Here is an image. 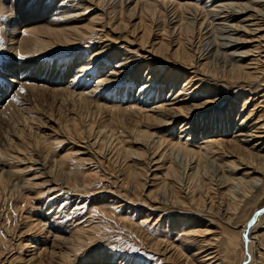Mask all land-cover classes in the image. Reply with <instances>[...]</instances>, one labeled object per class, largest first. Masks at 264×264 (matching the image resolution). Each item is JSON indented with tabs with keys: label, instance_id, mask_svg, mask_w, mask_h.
I'll return each instance as SVG.
<instances>
[{
	"label": "rangeland",
	"instance_id": "obj_1",
	"mask_svg": "<svg viewBox=\"0 0 264 264\" xmlns=\"http://www.w3.org/2000/svg\"><path fill=\"white\" fill-rule=\"evenodd\" d=\"M109 1L99 7L115 6L118 15L108 14L105 29L37 53L38 45L22 48L21 39L39 37L24 28L34 31L46 20L13 33V19L38 16L43 6L51 20L71 6L87 5L95 15L96 0H0V264H264V181L252 187L223 177L246 169L227 164L238 155L229 143L236 130L248 131L247 123L264 131L252 127L264 123V31L233 59L222 50L208 58L217 52L207 47L216 21L185 5L196 0ZM90 13L72 25L86 27ZM147 26L157 57L150 47L105 40L141 39ZM164 42L170 48L160 50ZM107 44L112 50L96 58ZM126 53L140 64L112 74ZM239 62L251 74L237 75ZM148 80L154 87L140 91ZM218 137L227 141L223 148L211 141ZM211 249L216 259L207 258Z\"/></svg>",
	"mask_w": 264,
	"mask_h": 264
},
{
	"label": "bare ground",
	"instance_id": "obj_2",
	"mask_svg": "<svg viewBox=\"0 0 264 264\" xmlns=\"http://www.w3.org/2000/svg\"><path fill=\"white\" fill-rule=\"evenodd\" d=\"M127 1L132 2V0H122V4L125 5V3ZM139 1H142V0H137V2H139ZM147 1H150V0H147ZM102 2L104 3V5L112 4L109 0H96V6H95V11H94L95 15H94V13L93 14L90 13V11H89L90 7L87 6V5H86V7L84 6L85 8L82 9V10L74 9L75 6H71L67 10L62 8L61 10H59V11L57 10V11L59 12V14H62V15L64 14V15L63 16L61 15V17H57L54 20H51L49 18L47 19V18H45V16L42 15V12H44L43 9L44 8L47 9V6H43L39 10L37 9L38 12H36V13H37L38 16L30 14V15H24V16H22L20 18L13 19V21H11V23H10V25L12 26L11 31L13 33H16L22 27H25L28 24L33 23L34 21L46 20V22L44 21L45 23H44L43 26L39 27L38 29H35L34 31L31 30L32 28L31 29H29L27 27L24 28L25 33H27V34L32 33L33 34L35 32L36 34H38L39 37H37V38L24 37V38L21 39V42H22L21 46H22V48L23 47H28L30 45L29 42H34L36 45H38V48H40V51L39 50H37V51L34 50V52H37V53H44V52L45 53H49L50 51H53L54 49H56L58 47H64V46H67V45L76 44V43H78V41L80 39L86 38L88 34L94 33L95 30H101L100 28L97 29V26H101L102 30L105 29V26H107L106 23H105V18H109L108 14H112L113 16H116V15H118V12H116L117 9H116L115 6H113V10L112 11H108V9H106L107 7L106 8L105 7H99V4L102 3ZM197 2L198 3L202 2V0H196V2H194V1L193 2H188L185 5L188 8H192V9L194 8V10H196V11H198L201 8H203L204 12H206L205 16L208 15V17H212V20L214 19L216 21L215 26L213 25L211 27L212 33L215 32V34L213 33L214 36H215L214 40L211 39L214 42L213 43L211 42V43L207 44V47L208 46L210 47L212 45V46H214L216 48L217 52H215L213 49H211L209 51V54L210 53L211 54L208 56V58L211 57L212 55L218 56L219 51L222 50L224 52L225 56H230V57H232L231 59H233V56H235V54H236L234 52L238 51L237 49H238V47L240 45L242 47L246 43L254 42V41H251V40H255L257 42V40H258V39L256 40L257 35L259 33H261L262 31H264V0H208V1H206L204 3L205 6L199 5V4H197ZM199 6L201 8H199ZM174 7H177L179 9V8H183L184 5L178 6V5L174 4ZM46 9H45V11H46ZM113 12H114V14H113ZM89 13L91 14V16L89 17V21H88V24L86 25V27L81 26L82 24L81 25L75 24L76 26H74V24L72 25L73 22L74 23L75 22L80 23L81 17H86V16L89 15ZM120 13H121V11H120ZM71 14H74V16L73 15L71 16ZM196 15H199V14H196ZM196 15H195V17H196ZM202 17H204V15ZM195 19H197V18H195ZM195 19H194V21H195ZM201 20H202V18H201ZM192 23L194 24L193 21H192ZM50 24H52V26H50ZM200 25H202V22L200 23ZM152 27L153 26H149V27L147 26L146 27L145 34L141 36V39L135 38L136 40L130 41L128 39V37H126V36H119L117 39H115V41L111 40V39H109L107 37H106L105 40L106 41L110 40V41H112V43L116 44V43H118V40L120 38H122V40L126 41L129 45H138L141 50H146L147 47H150V50L148 52L151 53L153 55V57H157L158 56V52L155 51V48L153 47V45H150V40H149L151 35H152V32H153V28ZM111 31L114 32V33L116 32L115 28L111 29ZM209 33H210V31H209ZM216 33L219 34V37H218V35H216ZM262 38L263 37L261 36V40H262ZM208 42H209V40H208ZM232 42L234 44H231ZM161 44L162 45H161L160 50L163 48L164 45L168 46L169 48H170V45H171L170 42H167V43L164 42V43H161ZM112 46L114 47V45H111V44L105 45L104 49L96 54V58L100 57L101 54L104 53V52L111 51L112 50ZM180 46H181V44H180ZM260 47L261 46H260V42H259L258 44H255L253 48H255L256 50H259ZM231 50H234V51L232 52V54L229 52L231 54V55H229L228 51H231ZM133 53H135V52H133ZM178 53H179V51L176 54L179 55ZM129 54L130 53H126L125 57L121 56V59H119V61L116 60L117 63H119L120 68H119V70L115 71L112 74H114V75H117V74H120V73L122 74L123 71H121L120 69H122L124 67H127L128 69L130 68V70H131V68L133 66H137L138 64H140V62L137 61V60H140V59H135V55L134 54H132V55H129ZM114 55H115L114 57H116L117 53H114ZM237 56H239V55L237 54ZM186 57L187 58L188 57L191 58L192 54H190V52L189 53L187 52V56ZM143 58H145V57H143ZM78 59H79V56H75L74 60L76 61ZM131 59H133V60H131ZM162 60H165V59H162ZM155 61H157V59H152L151 63L153 64V62H155ZM90 64H92V61L89 62V66H90ZM42 66L43 65H41V67ZM15 67L16 66H14V67L11 66L12 69L15 68ZM30 67L31 66H28L27 68H30ZM235 68H237V70L240 71V72H237V75H238V73L251 74V72L246 70V66L242 65V63H240V62H239V65H236ZM88 69H89V67H84L83 73H87ZM119 71H121V72H119ZM13 73L17 75L18 74V70H13ZM30 73H32V72H30ZM192 73H194V71H192ZM47 74H48V72H47ZM17 76H19V74ZM29 76H28V78H36L37 77V75H35V76L34 75H29ZM161 76H162V73H161V75L158 76V78L161 77ZM192 77H193V75H192ZM162 78H163V76H162ZM10 80L12 82H20V81L17 80V77L15 79H13V77H12ZM191 82H192V80H190L187 83V85H185L183 87V89L178 92L177 96H181L180 94H182L183 92H185L188 89H190L191 87L187 88L186 86H189V83H191ZM108 83H110L108 78H107V80H100L99 81L100 85H104V84H108ZM153 84L154 83H152L150 80L144 82L140 86V91L143 92L146 89H148L149 87H150L149 89L151 90L154 87ZM169 88H170V92H171L172 91V87H169ZM97 90H101V89H98V87H96V88H94L92 90L86 91L85 93H81L79 96L82 97L84 95H93ZM150 90H148V91H150ZM192 92H195V90H192ZM72 95L74 96V94H72ZM159 107H163L165 110L166 109L167 110L171 109V108H166L165 106H161V105ZM151 110H154V109H151ZM253 110H250L249 114H252ZM249 114H248V116L246 115L245 121L250 119ZM146 115H147V113H146ZM177 116H178L177 114H174V116H173L174 118L172 120H174L175 117L177 118ZM261 120L262 119L260 118L259 121H256V124H259V122ZM159 121H161L162 123L165 122L166 124H168V126L170 125L169 121H165V120L162 121V119H159ZM183 123H185V121ZM188 123L189 122L185 123V125L186 126L193 125L192 121L189 123V125H188ZM243 126H244V128L248 127V131H246V132L245 131H240V132L238 131L237 132V130H236L235 136L229 142V143H235V146L238 149V151H237L238 155H235L237 157L236 158L237 160L234 158L233 160L227 161V164L229 165V168L235 170V172H236V170H239L241 168L240 164L246 165L245 172L242 175H236L235 174V176L232 175V177H229L231 175V174H229V176L224 175L223 177L226 180H228L230 178V180L233 181V183L235 185L241 183L244 180L245 182H247V184H249L252 187L253 186H256V187L258 186L259 187L261 185L260 184L261 181H264V169L260 165V163L256 161V159L258 161L261 159L262 162H264V131H263L262 134L257 133V132H256L257 133L256 134L255 132H253V129L249 128V125H247V123L244 124ZM252 127H257V128H262L263 129L264 128V123H261L260 126L259 125L258 126H256V125L254 126L253 125ZM242 130H244V129H242ZM254 130H255V128H254ZM256 131H257V129H256ZM141 133H142V135L144 137H149L150 136L148 131H144V132H141ZM210 133H212V132H210ZM213 134H214V132H213ZM217 134H219V133H217ZM215 136H217V135H215ZM241 136H244L245 138L241 139ZM255 138H262L263 140L253 143L252 147H249V148H246V147H244L242 145H236V143L239 144L241 141H244V143L246 142L247 144H250V142H253V140ZM211 141L214 142V143H219L220 144V148H223V146L226 145V144H224L221 147V144L227 142L226 140H223L222 138H219V137L216 140H211ZM182 147H183L185 152L190 153V154L192 153L193 155H195V154L196 155H200V157H201V152H195L193 149L185 147L183 145H182ZM224 151H223L224 156L228 157L229 153H227L226 151H225L226 152L225 153ZM231 156H233V155H231ZM227 164H225V166ZM225 169H226V167H225ZM224 174H225V172H224ZM226 174H228V173H226ZM221 184L222 183H220V185H219V183H218V185L220 187H221ZM225 184H228V181ZM225 184L223 183V185H225ZM228 185H231V184H228ZM226 207H227V205H226ZM230 207H231V205H230ZM62 240H63V238H62ZM251 251H252V248L250 249V253H251ZM206 255H207L208 259H214V258L216 259V257H217V254H216L215 250H212V251L208 252ZM66 257H67V254H66ZM62 259H63V257H62Z\"/></svg>",
	"mask_w": 264,
	"mask_h": 264
},
{
	"label": "snow or ice",
	"instance_id": "obj_3",
	"mask_svg": "<svg viewBox=\"0 0 264 264\" xmlns=\"http://www.w3.org/2000/svg\"><path fill=\"white\" fill-rule=\"evenodd\" d=\"M21 91H23V89H21Z\"/></svg>",
	"mask_w": 264,
	"mask_h": 264
},
{
	"label": "water",
	"instance_id": "obj_4",
	"mask_svg": "<svg viewBox=\"0 0 264 264\" xmlns=\"http://www.w3.org/2000/svg\"><path fill=\"white\" fill-rule=\"evenodd\" d=\"M248 261V260H247ZM247 261H246V263H247Z\"/></svg>",
	"mask_w": 264,
	"mask_h": 264
}]
</instances>
